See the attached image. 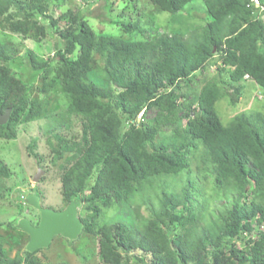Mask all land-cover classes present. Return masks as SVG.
Listing matches in <instances>:
<instances>
[{
  "label": "trees",
  "instance_id": "16d2710c",
  "mask_svg": "<svg viewBox=\"0 0 264 264\" xmlns=\"http://www.w3.org/2000/svg\"><path fill=\"white\" fill-rule=\"evenodd\" d=\"M148 1L174 14L192 2ZM204 2L211 19L190 36L174 31L132 39L97 34L80 9L55 17L52 0H0V28L25 39L42 40L52 27L57 33L53 57L29 51L27 80L9 64L18 56L16 44L0 43V113L11 109L0 136L13 138L17 124L42 116L45 104L29 98V84L41 75L48 90L54 71L67 114L84 118L80 140L53 145L59 155L71 152L62 193L67 203L79 198L92 211L81 219L83 230L98 238L99 264H149L146 253L153 264H264V111L239 112L226 123L217 110L227 95L238 102L246 74L264 88L263 12L251 0ZM135 27L129 22L126 31ZM215 57L218 72L197 90L196 72ZM0 174L9 176L7 165ZM198 176L227 199L206 224L200 222L207 199L196 202L203 194ZM131 199L152 207L153 215L136 226L122 217L96 226L103 207ZM4 224L0 217V232ZM137 249L141 255L131 254ZM37 251L9 258L0 242V264H67L44 261Z\"/></svg>",
  "mask_w": 264,
  "mask_h": 264
},
{
  "label": "rangeland",
  "instance_id": "374dc122",
  "mask_svg": "<svg viewBox=\"0 0 264 264\" xmlns=\"http://www.w3.org/2000/svg\"><path fill=\"white\" fill-rule=\"evenodd\" d=\"M69 8L85 11L86 19L99 35H116L132 39L174 31H182L185 36H190L193 31L211 19L204 0H192L177 14L158 10L148 0H52L50 12L58 17ZM262 17L264 19V13ZM46 20L48 22L49 18ZM129 22L136 24L137 27L127 32L126 24ZM55 29L50 28L45 38L37 40L25 39L20 34L0 28V43L13 41L19 49L16 60L9 62L16 76L24 80L32 76L29 51H35L44 59L53 57L57 40ZM220 64L221 61L215 57L207 68L196 72L192 86L197 90L200 89L206 79L218 72L217 67ZM51 66L55 67L56 61H53ZM223 76L226 77V75ZM48 80L53 85L46 91L42 87L47 80L41 75L36 76L29 84V98L41 100L45 104L46 110L42 116L33 121L17 124L16 136L13 138L0 136V165L5 164L9 168V176L0 174V217L5 223L0 232V242L3 243L6 256L9 258L18 253H25L29 241V235H26V232L19 233L10 223L17 224L23 217L30 219L35 225L40 221L39 211L27 203L26 196L29 192L38 194L40 203L44 207L63 210L69 204L64 200L62 193V175L70 164L68 156L71 152L66 151L63 155H59L54 152L53 145L63 147L67 143L80 140L84 118L76 114L71 116L67 114V97L54 71ZM242 83L244 87L236 104L232 103L228 95L217 103V110L223 122H229L239 112L264 111V88L252 79H246ZM182 85L185 86L184 82ZM183 89L186 90V86ZM182 101L184 98L179 100V102ZM156 111V108L148 110L146 117L153 118ZM140 119L139 116L138 121ZM166 129L167 132L170 131V128ZM38 173H41L40 177L35 180ZM198 179H200L203 194H197L196 202L202 203L207 199L208 207L200 222L206 224L211 217L223 209L227 199L221 195V191L218 192L214 188L212 181L204 180L200 176ZM248 193H251V189ZM84 206L85 204L79 209L80 217H87L92 213ZM152 215L153 209L147 204L139 205L135 199L124 203L116 200L112 205L103 207L95 223L99 226L104 222L122 217L136 226L143 217L149 218ZM233 242L243 245L242 241L236 239ZM131 254L141 255L142 251L137 249ZM36 255L44 261L53 263H100L98 238L86 230H83L76 239L56 235L49 246L41 248ZM143 257L149 264L154 263L151 253H146Z\"/></svg>",
  "mask_w": 264,
  "mask_h": 264
},
{
  "label": "water",
  "instance_id": "95a60500",
  "mask_svg": "<svg viewBox=\"0 0 264 264\" xmlns=\"http://www.w3.org/2000/svg\"><path fill=\"white\" fill-rule=\"evenodd\" d=\"M11 115V109L0 113V124H5ZM41 173L35 176L38 180ZM27 203L35 207L40 213V221L33 224L28 218H21L17 222V227L24 230L29 235L27 250L35 252L40 248L49 246L56 235H63L70 239H76L83 231V221L79 215L81 199L75 198L65 209L56 210L44 207L40 203V197L34 192L28 193Z\"/></svg>",
  "mask_w": 264,
  "mask_h": 264
},
{
  "label": "built area",
  "instance_id": "2783aa9c",
  "mask_svg": "<svg viewBox=\"0 0 264 264\" xmlns=\"http://www.w3.org/2000/svg\"><path fill=\"white\" fill-rule=\"evenodd\" d=\"M251 3L257 7H261V10H264V5L261 4L260 0H251ZM245 77H249V74H246Z\"/></svg>",
  "mask_w": 264,
  "mask_h": 264
},
{
  "label": "clouds",
  "instance_id": "9594fccd",
  "mask_svg": "<svg viewBox=\"0 0 264 264\" xmlns=\"http://www.w3.org/2000/svg\"><path fill=\"white\" fill-rule=\"evenodd\" d=\"M260 2H261V1H260ZM262 5H263V4H262ZM262 12L264 13V10H262ZM245 78H246V79H251V76L249 75V77H245ZM141 114H142V113H141ZM141 114L139 115L140 118H141V116H142ZM139 116H138V117H139ZM29 193H30V192H29ZM26 197H27V196H26ZM29 220H30V219H29ZM260 227H261V229H263V228H264V223H263V224H260Z\"/></svg>",
  "mask_w": 264,
  "mask_h": 264
}]
</instances>
